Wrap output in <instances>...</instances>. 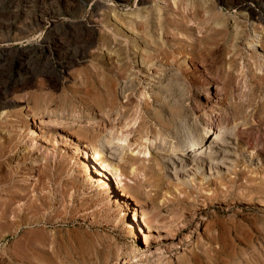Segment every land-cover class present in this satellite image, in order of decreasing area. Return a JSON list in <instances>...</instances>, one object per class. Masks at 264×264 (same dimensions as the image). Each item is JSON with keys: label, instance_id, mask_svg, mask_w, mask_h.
Returning a JSON list of instances; mask_svg holds the SVG:
<instances>
[{"label": "rangeland", "instance_id": "rangeland-1", "mask_svg": "<svg viewBox=\"0 0 264 264\" xmlns=\"http://www.w3.org/2000/svg\"><path fill=\"white\" fill-rule=\"evenodd\" d=\"M116 19L137 34H115ZM253 30L264 50V0H0L1 195L26 187L9 210L34 218L15 234L0 222V264H264ZM54 108L83 116L49 117ZM77 146L113 163L100 180L120 207Z\"/></svg>", "mask_w": 264, "mask_h": 264}, {"label": "bare ground", "instance_id": "bare-ground-1", "mask_svg": "<svg viewBox=\"0 0 264 264\" xmlns=\"http://www.w3.org/2000/svg\"><path fill=\"white\" fill-rule=\"evenodd\" d=\"M149 1V0H148ZM114 5V4H113ZM247 10H249L248 11V15H249V18L251 19V18H259V17H257L256 15H257V13H256V11H255V9L254 8H252V7H249ZM93 13V12H92ZM68 14V13H67ZM139 14V13H138ZM155 14V13H154ZM68 15H70V14H68ZM91 15V14H90ZM98 16V10H95L94 11V13L92 14V16ZM91 16V17H92ZM72 17V16H71ZM77 17V16H76ZM99 19V18H98ZM60 20H61V18L60 17H58V16H55V18H53L52 20H51V22H50V26L52 27V30H54V28L58 25V23L60 22ZM82 20V19H81ZM96 20V19H95ZM153 21V20H152ZM87 22V21H86ZM127 23V22H126ZM126 23H124V22H121V21H119L118 19H116L115 21H114V23L113 24H115V29H114V33L115 34H118L117 33V31H119V28H125V27H128V26H130L131 25V27L129 28V29H131V31H133V32H135L136 30L134 29L135 27H136V24L134 23V22H129V25L128 24H126ZM140 23V22H139ZM110 24V23H109ZM109 24H105V26L107 27V28H109V30L111 29V25H109ZM73 25V24H72ZM76 26L77 27H81V28H83L84 26H82L81 24H76ZM237 27V26H236ZM75 29V28H74ZM126 29V28H125ZM77 30V29H76ZM81 30H84V31H86L87 33H89V34H87V35H89L90 37H88L90 40H89V42L90 43H93V40H92V34H93V28H87L86 27V29H85V27H84V29H81ZM80 30V31H81ZM156 30H157V28H156ZM252 30V29H251ZM250 30V31H251ZM82 33H83V31H82ZM85 34V33H84ZM135 34H137L136 32H135ZM252 35V34H251ZM51 38V37H50ZM252 38V37H251ZM86 41V40H85ZM105 41V40H104ZM104 43V42H103ZM106 43V42H105ZM107 43H108V41H107ZM107 43H106V46H107ZM161 43V42H160ZM159 43V44H160ZM100 45H101V43H99ZM98 44V45H99ZM102 45H104V44H102ZM109 45V44H108ZM261 39H260V36H259V33L256 31V30H253V40L252 41H250V43H248V48L250 47L253 51H255V52H257L258 54H260L261 56H262V58H264V50L262 49V48H260L261 47ZM232 46V45H231ZM88 47V46H87ZM161 47V46H160ZM156 48V47H155ZM153 50V49H152ZM193 50V49H192ZM191 50V51H192ZM194 51V50H193ZM149 53V56H151V57H154L153 55H154V53L155 52H151V51H148ZM159 52V54H161V55H163V56H168L169 54L168 53H173V55L174 54H177V53H181V50H178V52L176 51V52H174V51H172V49H169V48H166V47H164L163 49H160V51H158ZM200 52H198V54H197V52L195 53V51L194 52H189L188 54L190 55V58L191 59H194V57H196V55L197 56H199L200 54H199ZM84 54H85V52L83 53V56H84ZM153 54V55H152ZM171 55V54H170ZM158 56V55H157ZM70 60L71 59H73V58H69ZM173 59V58H172ZM144 61H145V58H142V60H141V63H144ZM204 61V60H203ZM261 62L260 61H256L255 62V66L256 65H259ZM87 75V74H86ZM87 79V78H86ZM85 78H84V80H86ZM15 81V80H14ZM87 81V80H86ZM13 85H15V84H13ZM9 106V105H8ZM3 108V107H2ZM263 110V111H262ZM44 111L45 110H36V111H32L31 112V114H30V116H29V119H30V121H29V119L27 120V122H25V131H26V135H28V137H29V139H30V141L31 142H34V140H36V136L37 135H39V133L38 132H36V130H35V128H33L32 126H31V123L32 124H36V122H35V118L36 117H39V116H41V114L42 113H44ZM263 113L264 114V100L263 101H261V103L260 104H258L257 106H256V114L258 115V114H260V113ZM6 113V112H5ZM49 117H59V118H67V119H69V120H77V119H81V117L83 116V115H81V114H78V113H73V114H68V113H66L65 112V110H63V109H57V108H54V109H51V110H47V112H45ZM7 114V113H6ZM40 124H42V123H40ZM51 126H52V124H50ZM40 127V126H39ZM48 127V126H47ZM49 130V129H48ZM54 132V131H53ZM57 132V131H56ZM142 132V131H141ZM44 134V133H43ZM216 134V133H215ZM219 134V133H218ZM214 136V135H213ZM216 137V136H215ZM38 138V137H37ZM25 144V143H24ZM30 145V144H29ZM93 151L91 152V154H92V157H90L89 158V155L87 154V152L84 150V149H81V148H79L78 146L75 148V150H74V152H76V153H81V155L83 154L84 155V157H83V162L85 163V166L87 167V168H89V166H91V167H93L94 168V172H92V176L93 175H96V177L98 176V180H100V179H102V178H108L107 176H108V173L109 174H111L112 175V170H114V173H116V170L117 169H115L114 168V166H113V163H111V161H109L107 158H104V157H102L101 155H100V151L99 150H97V149H92ZM1 154V153H0ZM3 161V160H2ZM82 164V163H81ZM1 165H2V163H1ZM0 165V166H1ZM6 175V174H5ZM1 176L0 175V178L2 177V178H6V176ZM117 175V174H116ZM9 176V175H8ZM11 176V175H10ZM10 181V180H9ZM100 185H102L103 187H105V191H107L108 192V195L110 196L109 197V199L112 201V204H114L115 206H117V207H120V203H119V199L116 197V193L115 194H113L112 193V189H111V187H110V185L106 182V180L105 179H103V180H100ZM3 184V183H2ZM1 184V181H0V186L2 185ZM3 186V185H2ZM11 187V186H10ZM13 188V187H12ZM10 188H8L7 189V192H6V194H8V197H3L2 195L3 194H5L4 192L2 193V195H1V192H2V189L0 188V222H2L3 220H7V222L9 223V224H11L12 226V229L13 230H10V229H7V227H5L4 228V224H3V230L5 229L6 231L8 230V232L9 233H13V234H15V233H17L18 231H20V229H21V226L22 225H30V224H32V223H34V221H33V219L31 218V219H29V217H27L26 218V215L25 214H27V213H23L24 215H25V217L23 216V214L22 215H20L19 213H17L15 210H11L12 211V214H14V216H12L13 218L10 220H8V215H9V212H11L10 210H9V201L11 202V200H14V199H17L18 197H19V194L20 193H23V192H25V191H27V188L26 187H23L22 189H20L19 191L20 192H17V191H15V190H13V191H10L9 190ZM15 189V188H14ZM4 190V189H3ZM115 191V190H114ZM46 194V193H45ZM118 195V194H117ZM13 196V197H12ZM26 196V195H25ZM23 198H24V195L22 196ZM37 197V196H36ZM35 197V198H36ZM40 197V196H39ZM43 196H41V198H42ZM108 197V196H107ZM6 198H8L7 200H4V199H6ZM20 198V197H19ZM43 199V198H42ZM42 199H40L41 201H42ZM36 200V199H35ZM34 200V201H35ZM39 201V200H38ZM30 202H32V201H30ZM121 202V201H120ZM38 202L36 201V203H32L31 205H29L28 207L29 208H32L35 204V208L36 207H38L37 204ZM42 204H43V202H41ZM40 203V204H41ZM34 204V205H33ZM28 205V204H27ZM33 205V206H32ZM109 205V204H108ZM27 207V206H26ZM41 207V206H40ZM122 207V206H121ZM24 209H26L25 207H24ZM38 209V208H37ZM119 209V208H118ZM32 210V209H31ZM35 210V209H34ZM34 210H32V211H34ZM122 210V209H121ZM24 211V210H23ZM28 211H30V210H28ZM36 212V211H35ZM131 215V214H130ZM124 216V215H123ZM36 220V219H35ZM38 220V219H37ZM128 220V219H127ZM130 220V219H129ZM132 220V221H131ZM130 220V223H129V221H128V224H129V226H127V227H131V224H133V222H138L137 221V218L135 217V214L133 213V215H132V219ZM18 223H20V225L18 224ZM144 223V222H143ZM2 224V223H1ZM138 225V224H137ZM140 225V224H139ZM138 225V226H139ZM144 225V224H143ZM148 225V224H147ZM6 226H8L7 224H6ZM34 226V225H33ZM149 226V225H148ZM27 227V226H26ZM29 227V226H28ZM136 227V226H135ZM10 228V227H9ZM134 228V227H133ZM2 230V229H1ZM4 230V231H5ZM133 230V229H132ZM5 231V232H6ZM134 231V230H133ZM2 233V232H1ZM0 233V234H1ZM4 233V232H3ZM3 235V234H2ZM1 238H2V236H1ZM5 239V238H4ZM31 245H32V243H31ZM31 245H30V247H31ZM23 246H24V244H23ZM29 247V246H28ZM28 249V248H27ZM30 249V248H29ZM2 252V251H1ZM33 252V251H32ZM16 253H18V252H16ZM156 255V254H155ZM41 256V255H40ZM27 257V256H26ZM136 257V256H135ZM135 257H133V258H129L127 261H125L124 262V264H130L131 262H135V261H143V260H145V259H140V258H135ZM138 257V256H137ZM28 258V257H27ZM118 258V257H117ZM116 258V259H117ZM20 259V258H19ZM131 260V261H130ZM120 262V261H119ZM119 262H115V264H118ZM26 263V262H25ZM186 263V262H185ZM33 264V263H32ZM55 264V263H54Z\"/></svg>", "mask_w": 264, "mask_h": 264}]
</instances>
